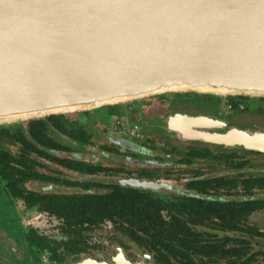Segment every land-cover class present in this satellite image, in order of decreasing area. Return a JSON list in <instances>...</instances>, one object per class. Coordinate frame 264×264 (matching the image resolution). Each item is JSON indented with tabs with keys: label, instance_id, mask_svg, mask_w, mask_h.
<instances>
[{
	"label": "flooded vegetation",
	"instance_id": "obj_1",
	"mask_svg": "<svg viewBox=\"0 0 264 264\" xmlns=\"http://www.w3.org/2000/svg\"><path fill=\"white\" fill-rule=\"evenodd\" d=\"M164 93V98L155 94L61 113L71 122L66 127L76 130L51 128L47 134L51 146L37 143L47 155L37 158L41 162L35 167L37 178L18 184L25 195H14L12 184L0 177V264H77L88 258L112 263L120 251L131 262L157 264L146 249L127 238L122 219L104 218L91 224L84 215L76 222L78 229H69L61 227L67 222L55 213L26 204L29 197L40 202L57 197L81 202L114 199L123 187L147 193L167 207L194 197L229 202L234 208L260 203L246 217L241 212L239 221L230 227L218 224L217 217L192 225L212 234L250 235L251 229L255 237H250L248 255L257 257L253 264H264V151L195 137L232 129L264 132V110L257 108L264 107V100L259 99L264 96ZM158 108L164 109L161 115L146 116ZM5 144L18 151L16 145ZM125 182H147L153 187ZM196 187H205L208 193ZM168 212L162 209L171 218Z\"/></svg>",
	"mask_w": 264,
	"mask_h": 264
},
{
	"label": "water",
	"instance_id": "obj_2",
	"mask_svg": "<svg viewBox=\"0 0 264 264\" xmlns=\"http://www.w3.org/2000/svg\"><path fill=\"white\" fill-rule=\"evenodd\" d=\"M185 91L264 96V0H0V124ZM195 137L264 151L260 131Z\"/></svg>",
	"mask_w": 264,
	"mask_h": 264
},
{
	"label": "trees",
	"instance_id": "obj_3",
	"mask_svg": "<svg viewBox=\"0 0 264 264\" xmlns=\"http://www.w3.org/2000/svg\"><path fill=\"white\" fill-rule=\"evenodd\" d=\"M190 93H195L197 97L208 95L195 91ZM164 96L165 93L155 95L161 98ZM259 99L264 100V97ZM258 107L264 110V107L259 105ZM16 123L18 124L14 127L0 124V144L9 143L18 147L17 152H10L0 145V177L10 182L14 195L21 198L24 193L18 184L25 178L36 179L35 167L41 165L37 158L42 154L47 155L37 143L45 142V146H51L47 135L51 128L75 131L76 127L67 128L66 124L71 125V122H68L63 114H52L44 119L34 118ZM58 161L69 165L68 162ZM26 166L29 167L25 169ZM258 186L263 187L261 184ZM203 188L204 190L201 189L199 192L208 193V189ZM225 188L229 189V186ZM120 189L119 193H114L118 195L114 199L108 196L106 200L92 199L90 202H81L73 197H57L40 202L38 198L29 197L26 204L28 207L36 205L43 211L55 213L67 222L61 227L67 226L69 229H78L80 225L76 222L84 215L91 224L104 218L112 221L122 219L127 238L146 249L157 264H253L257 260V257L248 255L251 249L250 237H255L251 229L250 235L212 234L202 232L192 224L204 220L213 221L214 217H217L218 224L230 227L236 224L234 223L236 220L239 221L238 216L241 212L246 217L260 208V203L252 201L248 209L234 208L229 202L194 197L173 202L172 206L167 207L161 201H156L149 194L137 189L130 187ZM162 209H167L171 218L162 214ZM260 252L261 250H258L256 254Z\"/></svg>",
	"mask_w": 264,
	"mask_h": 264
},
{
	"label": "rangeland",
	"instance_id": "obj_4",
	"mask_svg": "<svg viewBox=\"0 0 264 264\" xmlns=\"http://www.w3.org/2000/svg\"><path fill=\"white\" fill-rule=\"evenodd\" d=\"M169 93V92H168ZM150 96H152V95H150ZM150 99V98H149ZM139 100H142V99H139ZM144 100H145V98H144ZM146 101V100H145ZM164 112V109H160V108H158V109H156V111L154 112V113H152V114H146V116H155V115H161L162 113ZM73 116H75V115H73ZM18 123H16V122H11V123H6L5 125H7V126H10V127H14V126H16ZM126 128L128 127L127 125L125 126ZM2 147H5L6 149H8V150H11L12 152H17V148L16 147H14V146H11V145H8V144H0ZM17 209H18V211H19V209L21 210V207L20 206H18L17 207Z\"/></svg>",
	"mask_w": 264,
	"mask_h": 264
}]
</instances>
